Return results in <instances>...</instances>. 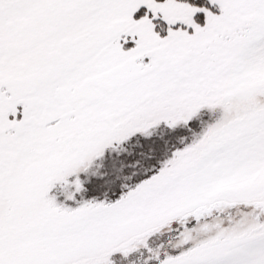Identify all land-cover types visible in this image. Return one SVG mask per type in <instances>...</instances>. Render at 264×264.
<instances>
[{
  "label": "snow or ice",
  "instance_id": "obj_1",
  "mask_svg": "<svg viewBox=\"0 0 264 264\" xmlns=\"http://www.w3.org/2000/svg\"><path fill=\"white\" fill-rule=\"evenodd\" d=\"M0 264H264V0H0Z\"/></svg>",
  "mask_w": 264,
  "mask_h": 264
}]
</instances>
